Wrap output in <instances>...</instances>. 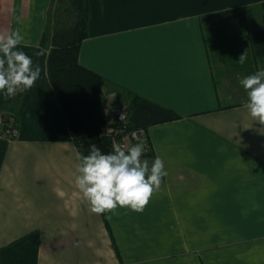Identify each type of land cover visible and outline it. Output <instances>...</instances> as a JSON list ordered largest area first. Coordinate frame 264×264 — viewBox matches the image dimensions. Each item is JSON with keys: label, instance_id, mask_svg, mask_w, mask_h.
Returning <instances> with one entry per match:
<instances>
[{"label": "crops", "instance_id": "0c3cea01", "mask_svg": "<svg viewBox=\"0 0 264 264\" xmlns=\"http://www.w3.org/2000/svg\"><path fill=\"white\" fill-rule=\"evenodd\" d=\"M57 1L0 0V32L45 50L14 105L19 136L0 137V264H264V125L239 83L264 69V0H89L80 62L127 109L139 95L180 114L148 125L141 158L167 175L144 210L104 214L75 185L80 151L40 43Z\"/></svg>", "mask_w": 264, "mask_h": 264}, {"label": "clouds", "instance_id": "9594fccd", "mask_svg": "<svg viewBox=\"0 0 264 264\" xmlns=\"http://www.w3.org/2000/svg\"><path fill=\"white\" fill-rule=\"evenodd\" d=\"M21 44L29 46L19 29L0 32V93L6 98L32 89L41 76L40 66H33L32 57L18 50ZM35 55H45V50L40 49ZM246 59L245 51L237 62L243 65ZM239 83L247 94L244 107L264 125V69L243 77ZM143 154L142 143L124 146L114 143L108 154L92 144L88 155L76 153L75 185L92 213L104 214L117 206L135 212L144 210L167 171L159 156L149 166L147 160L141 159Z\"/></svg>", "mask_w": 264, "mask_h": 264}, {"label": "trees", "instance_id": "16d2710c", "mask_svg": "<svg viewBox=\"0 0 264 264\" xmlns=\"http://www.w3.org/2000/svg\"><path fill=\"white\" fill-rule=\"evenodd\" d=\"M89 0H62L52 4L49 20L40 43L49 47L47 67L49 80L58 97L71 134L78 144L79 153L88 155L95 144L102 153L112 152L111 142L105 134L110 123L102 108L105 78L79 60L80 47L89 33ZM34 58L32 48L18 49ZM22 93L6 98L2 109L5 124L20 126L15 103ZM131 127L179 118L180 114L139 95L128 105ZM149 153L145 155L151 154Z\"/></svg>", "mask_w": 264, "mask_h": 264}, {"label": "built area", "instance_id": "2783aa9c", "mask_svg": "<svg viewBox=\"0 0 264 264\" xmlns=\"http://www.w3.org/2000/svg\"><path fill=\"white\" fill-rule=\"evenodd\" d=\"M101 90L103 93L102 108L110 119L105 134L110 139L112 151L114 143L121 146L142 143L144 145L143 155L149 153L152 145L148 138V128L144 126L131 127L125 98L119 92L105 86ZM6 113V110H0V137H6L12 141L19 136L20 129L12 123L5 124L4 115ZM132 133L136 134L135 137L132 136Z\"/></svg>", "mask_w": 264, "mask_h": 264}, {"label": "rangeland", "instance_id": "374dc122", "mask_svg": "<svg viewBox=\"0 0 264 264\" xmlns=\"http://www.w3.org/2000/svg\"><path fill=\"white\" fill-rule=\"evenodd\" d=\"M142 159V158H141ZM150 163V162H149Z\"/></svg>", "mask_w": 264, "mask_h": 264}]
</instances>
